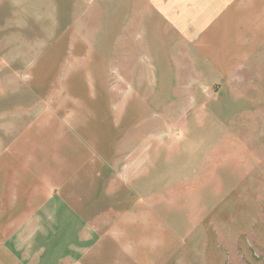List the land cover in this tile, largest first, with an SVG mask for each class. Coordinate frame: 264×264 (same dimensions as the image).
Instances as JSON below:
<instances>
[{
	"label": "crops",
	"instance_id": "0c3cea01",
	"mask_svg": "<svg viewBox=\"0 0 264 264\" xmlns=\"http://www.w3.org/2000/svg\"><path fill=\"white\" fill-rule=\"evenodd\" d=\"M9 1L12 44L0 69L23 92L9 98L19 102L8 109L17 126L0 128V264H26L34 246L48 260L54 244L63 246L58 264H185L192 246L200 250L201 217L176 198L207 192L214 144L203 129L230 124L208 108L189 113L163 103L170 100L157 91L160 62L106 61L75 23L86 19L81 0ZM229 2L195 24L207 44L201 52L218 67L236 62V53L264 52V0ZM67 8L75 15L61 29ZM29 98L36 125L13 117L29 111ZM181 153L200 166L178 172Z\"/></svg>",
	"mask_w": 264,
	"mask_h": 264
},
{
	"label": "rangeland",
	"instance_id": "374dc122",
	"mask_svg": "<svg viewBox=\"0 0 264 264\" xmlns=\"http://www.w3.org/2000/svg\"><path fill=\"white\" fill-rule=\"evenodd\" d=\"M81 1V16L86 19L75 23L89 31L87 38L106 61L119 65L125 56L123 59L160 62L157 91L170 100L163 103L176 104L178 109L185 105L189 113L208 108L232 127L203 129L204 139L214 144L205 165L211 174L208 190L202 196L176 198L177 206L193 217H201L199 227L203 233L200 236L197 232L195 241H199L200 250L192 246V257L186 256L184 263L264 264V52L236 53V62L218 67L201 52L207 44L200 41L201 31L197 30L207 18L222 13L230 0H96L91 5ZM9 2L0 0V49L7 46L0 58L5 55L6 59L8 45L12 44L7 22ZM74 15L68 14L67 8L62 16L65 19L60 21L61 29L72 24L68 18ZM186 30L191 33L187 35ZM29 39L32 38L23 37L20 42L27 44ZM132 44V54L120 51ZM113 45L117 51H113ZM7 72L0 69V128L17 126L8 109L19 102L9 98L23 92L22 87L8 83ZM33 101L29 98L25 103L28 112H17L13 117L38 124L39 112L34 110ZM222 130L225 140L224 135L220 139ZM195 138L200 140L201 134ZM226 144L234 148L225 149ZM194 164L199 162L184 153L176 162L178 172ZM62 247L50 245L48 260H42L40 246H34L32 260L26 264H58Z\"/></svg>",
	"mask_w": 264,
	"mask_h": 264
}]
</instances>
